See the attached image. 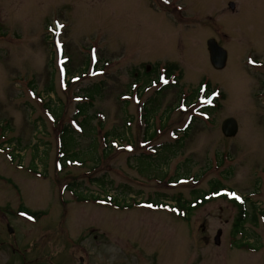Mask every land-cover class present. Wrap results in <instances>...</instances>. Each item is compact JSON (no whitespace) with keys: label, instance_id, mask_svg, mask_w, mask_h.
I'll list each match as a JSON object with an SVG mask.
<instances>
[{"label":"rangeland","instance_id":"rangeland-1","mask_svg":"<svg viewBox=\"0 0 264 264\" xmlns=\"http://www.w3.org/2000/svg\"><path fill=\"white\" fill-rule=\"evenodd\" d=\"M209 38L226 51L221 69ZM155 62L181 72L159 94L165 81L143 74ZM99 81L80 133L77 95ZM201 82L219 100L209 115ZM68 124L78 159L60 165ZM215 181L245 198L242 233L227 197L193 202ZM152 251L167 264H264V0H0V264H148Z\"/></svg>","mask_w":264,"mask_h":264},{"label":"trees","instance_id":"trees-1","mask_svg":"<svg viewBox=\"0 0 264 264\" xmlns=\"http://www.w3.org/2000/svg\"><path fill=\"white\" fill-rule=\"evenodd\" d=\"M158 66H159V64H155L154 67H153V69H154L153 72H149V73L146 72V73H144V75H147L148 78H152L150 76H155V78H156L155 82H157L160 78H164L166 80H168V79L170 80L172 78V76L174 75L175 70L177 69V67L174 64L166 63L164 65L163 71L161 73V74H163V76L161 77V74L158 71ZM180 78H181V72L179 71V75L177 77H174L175 82L173 84H176L178 82V79H180ZM51 80H49V84H48V86L46 88V93L47 94L54 91L53 82ZM100 83H102V82L99 81L97 83L91 84L90 86L86 87L82 91V94H81L83 97H85L84 101H82L81 103H78L76 105L77 108H78V111L76 112L74 118H77L78 116H83L82 120L80 121V125L83 128H84V126H86L87 122H89V120H90L89 116L86 115V109H87L86 106H91V104L93 103L94 97L99 94V90L101 88V86H99ZM205 86H206V92L204 93V95L209 92L208 82H206ZM167 87H168L167 85L161 86L160 89H158L156 91V93H158V94L161 93L164 89H167ZM197 92H198V90H195L194 92L189 93V96H186L185 99L183 100V102L186 103V104H192L193 101L197 97V94H198ZM180 93H181V89H179L178 95ZM218 101H219L218 98L212 99L211 100L212 104L203 105L202 112H204L206 115H209L211 110H214V109L218 108V106H219ZM150 104H152V103H149L148 105L145 106V112L143 113V116H142V117H144V121L147 124V129H146L147 130L146 134L148 136L147 140L151 139L152 136H153V133H154L152 131L153 128L150 126V123L152 122V116H151L152 113L151 112H152L153 108H152V106H150V108H147V106H149ZM56 110H55V112H56ZM191 119H194V118L192 117ZM113 133H115V132H110V134L109 133L108 134L111 135ZM74 136L75 135L73 134V131L69 128L68 125L64 126L62 128V131H61V134H60V141H59V154L60 155L58 157L60 162L61 161H66V160L72 159V158L73 159H78L77 158V152L72 151L73 148H74V145H75ZM178 145L181 146L182 143L179 142ZM167 151H169V150H167ZM220 188H221V186H220L218 181L211 182L210 189L207 192H204V194H202V195L198 194L197 197L195 198V200L199 198V200L202 203L206 202L210 198H203V195H206V194L214 195L217 192V190L220 189ZM228 200L232 201L236 206H238V210L239 211H238L237 217L235 218L234 224H233L234 229H235L234 231L236 232L248 220V217H249V214L247 213L248 211L245 208V204H244L246 201L238 203L234 199H228ZM176 201L178 202V207L179 208L184 209L186 207L185 205H183L182 200H180L179 198H177ZM187 208H189V207H187ZM19 211H25L27 214L30 213L29 210H26L25 208H22L21 206L19 207ZM246 236L247 235L245 233L244 237L246 238ZM244 241H245L244 243L248 242L247 240H244Z\"/></svg>","mask_w":264,"mask_h":264},{"label":"water","instance_id":"water-1","mask_svg":"<svg viewBox=\"0 0 264 264\" xmlns=\"http://www.w3.org/2000/svg\"><path fill=\"white\" fill-rule=\"evenodd\" d=\"M229 7L232 9L234 6L229 3ZM206 46L209 54V60L211 65L216 69H221L225 65L226 52L220 47L213 38H209L206 41ZM221 132L225 137H233L237 132V122L233 117H227L221 122ZM12 228L8 226V232H12ZM217 244L218 236L215 241Z\"/></svg>","mask_w":264,"mask_h":264},{"label":"flooded vegetation","instance_id":"flooded-vegetation-1","mask_svg":"<svg viewBox=\"0 0 264 264\" xmlns=\"http://www.w3.org/2000/svg\"><path fill=\"white\" fill-rule=\"evenodd\" d=\"M157 256H158L157 251H152L151 252V255L149 257H147L148 264H167V263H160V262H158V260L161 261V262H162V260L161 259H158ZM140 257H141V255H139V260L140 261H143L144 259L143 258H140ZM80 261L82 262L83 259L81 258Z\"/></svg>","mask_w":264,"mask_h":264}]
</instances>
